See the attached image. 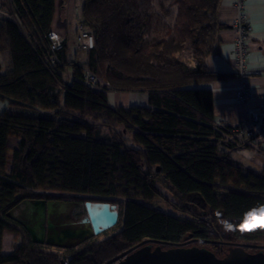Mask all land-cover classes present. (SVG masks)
I'll list each match as a JSON object with an SVG mask.
<instances>
[{
    "label": "trees",
    "instance_id": "16d2710c",
    "mask_svg": "<svg viewBox=\"0 0 264 264\" xmlns=\"http://www.w3.org/2000/svg\"><path fill=\"white\" fill-rule=\"evenodd\" d=\"M72 1L94 42L81 61L64 39L51 64L55 0H12L21 27L0 22V191L14 193L0 206V264L65 263L8 216L37 199L118 210L111 233L66 264H105L145 240L218 258L235 249L226 243L262 246L264 170L232 160L249 142L218 127L211 93L196 89L219 78L205 63L225 29L221 0ZM84 70L99 83L85 85ZM110 91L144 93L147 107L112 108ZM4 234L23 238L6 256Z\"/></svg>",
    "mask_w": 264,
    "mask_h": 264
},
{
    "label": "crops",
    "instance_id": "0c3cea01",
    "mask_svg": "<svg viewBox=\"0 0 264 264\" xmlns=\"http://www.w3.org/2000/svg\"><path fill=\"white\" fill-rule=\"evenodd\" d=\"M236 3L237 0H221L218 22L225 29L219 31L213 52L205 63L206 70L216 74L219 78L209 84L196 87V89L211 93L213 116L217 123L220 122L228 127L246 131L252 128L249 124V114L251 112L258 113L259 120L253 126V133L258 139L256 146L264 153V140L260 139L264 134V0H243V11L247 16L249 26L247 65L252 73L247 78L252 95L246 103H239L235 99V94L241 85L233 64L235 35L231 25L239 16V12L235 8ZM66 8L65 1L62 3V0H55V12L50 30L62 36L69 45L71 40L69 32L73 29L72 24L75 25V22L72 13L70 15L66 13ZM77 28L78 26L73 30L74 36ZM78 55L74 40L73 47L70 48V57L79 60ZM107 102L116 109L143 108L147 107V96L139 92L110 91L107 93ZM6 109L7 104L0 102V114ZM231 158L245 171L259 174L264 170V159L256 157L251 147L231 153ZM9 191L11 190H3L0 191V194ZM13 194V192L10 193V198Z\"/></svg>",
    "mask_w": 264,
    "mask_h": 264
},
{
    "label": "water",
    "instance_id": "95a60500",
    "mask_svg": "<svg viewBox=\"0 0 264 264\" xmlns=\"http://www.w3.org/2000/svg\"><path fill=\"white\" fill-rule=\"evenodd\" d=\"M22 204L23 217L18 223L30 242L55 249L71 248L102 235L115 227L119 215L114 205L87 201L83 203L85 214L78 222L69 219L55 225L53 220L69 216L75 204L41 199L24 200ZM226 244L235 249L229 250L224 258H218L204 248L145 240L105 264H264L263 246ZM243 249L257 251L250 253Z\"/></svg>",
    "mask_w": 264,
    "mask_h": 264
},
{
    "label": "built area",
    "instance_id": "2783aa9c",
    "mask_svg": "<svg viewBox=\"0 0 264 264\" xmlns=\"http://www.w3.org/2000/svg\"><path fill=\"white\" fill-rule=\"evenodd\" d=\"M236 10L239 12L238 18L232 23L231 29L234 32L235 38L233 42V64L237 78L240 80V89L235 94V99L239 103H246L252 95V90L249 87L247 78L252 74L248 69V44H249V26L247 22V16L243 11V0H237ZM78 13L76 12V17ZM0 22L11 23L18 27H21L16 7L12 0H0ZM49 50L52 54L51 64H55L56 53L62 49L64 38L55 31H49L46 35ZM76 49L82 53H87L94 47L92 36L85 31L81 26H78L75 35ZM81 81L88 86H95L99 83L98 79L92 75L88 70H84L81 76ZM107 86V84H105ZM259 115L256 112L249 114V124L252 127L250 130L242 131L239 128L228 127L223 123H217L220 128H229L231 135L237 138L241 143L249 142L252 148L253 154L256 157L264 159V153L256 146L257 137L253 133V126L258 123ZM260 139L264 140V134ZM264 247V229H263V245Z\"/></svg>",
    "mask_w": 264,
    "mask_h": 264
},
{
    "label": "rangeland",
    "instance_id": "374dc122",
    "mask_svg": "<svg viewBox=\"0 0 264 264\" xmlns=\"http://www.w3.org/2000/svg\"><path fill=\"white\" fill-rule=\"evenodd\" d=\"M66 4H67V8H66V13H68V15H70V13H72L73 15V21L76 22L78 19V16L76 17V12L79 15V12L77 10L78 7V3H74L72 0H66ZM75 17V19H74ZM73 29L70 30V42H69V47L72 49L73 47V41L75 39L74 36V29L75 27H77V24L75 23V25L72 24ZM53 31V30H52ZM76 47V46H75ZM77 50V49H76ZM78 52V50H77ZM78 58L79 60L84 58L83 54L78 53ZM80 60V61H81ZM10 193H12L11 191L7 192V193H1L0 194V206H3L6 204L7 200L10 199ZM154 207L162 210V211H169V209L165 206V204H163L161 201H155L154 203ZM24 211V205L23 204H19L16 208H14L11 212H9V215L13 218V219H19L20 216L23 214ZM85 214L84 211V206L83 203H76L74 206V209L70 212L69 218L71 220H75V221H79ZM112 229L107 231L106 234L111 233ZM103 235V234H102ZM102 235L97 236V237H93L90 240H88L91 243H95V242H99L101 241ZM21 237L19 236H14L12 234H6L3 236L2 238V244H1V254L3 256L9 255L11 254L14 249H16L20 244H21ZM88 245V242H87ZM48 250V249H47ZM80 250V249H78ZM48 252H54V254L56 253V255L59 257L58 259L63 261L64 258L63 256H65V252L59 251V250H48Z\"/></svg>",
    "mask_w": 264,
    "mask_h": 264
},
{
    "label": "flooded vegetation",
    "instance_id": "af4514ba",
    "mask_svg": "<svg viewBox=\"0 0 264 264\" xmlns=\"http://www.w3.org/2000/svg\"><path fill=\"white\" fill-rule=\"evenodd\" d=\"M68 203H72V202H68ZM20 204H22V202L20 203ZM73 204H76V203H73ZM19 205V204H18ZM17 205V206H18ZM16 206V207H17ZM15 207V208H16ZM12 220H14L15 222H19V220H21L22 219V217H23V214L20 216V218L19 219H13L10 215H8ZM69 216H65V218L63 219V220H57V221H55V220H53V223L55 224V225H57V224H59V223H61L62 221H64V222H68L69 221ZM19 224V223H18ZM20 225V224H19ZM21 226V225H20ZM19 237H21V236H19ZM22 237H21V241H22ZM87 243V241L86 242H84V243H82V244H80V245H76V246H74V247H71V248H64V249H55V248H49V247H46L48 250L50 249V250H59V251H62V252H65V256H63V258L64 259H66L65 260V263H63V261H61V260H59V261H61V263H63V264H66L69 260H70V257H71V255H72V253L73 252H75L76 250H78V249H80V250H85V249H87V247H85L84 245ZM67 245H69V244H67ZM71 245V244H70ZM45 247V246H44ZM257 250H255L254 252H256ZM52 254H54V252H51ZM56 254V253H55ZM67 256V258H65ZM6 264H14V263H6ZM17 264H29V263H27L24 259H22V260H20Z\"/></svg>",
    "mask_w": 264,
    "mask_h": 264
},
{
    "label": "snow or ice",
    "instance_id": "6c2138e0",
    "mask_svg": "<svg viewBox=\"0 0 264 264\" xmlns=\"http://www.w3.org/2000/svg\"><path fill=\"white\" fill-rule=\"evenodd\" d=\"M261 215H264V212H262Z\"/></svg>",
    "mask_w": 264,
    "mask_h": 264
}]
</instances>
